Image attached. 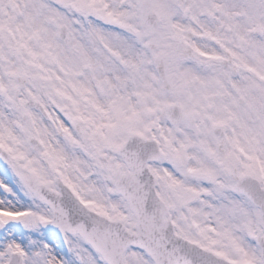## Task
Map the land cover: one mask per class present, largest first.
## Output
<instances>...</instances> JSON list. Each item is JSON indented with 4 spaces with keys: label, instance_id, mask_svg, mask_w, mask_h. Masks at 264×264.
<instances>
[{
    "label": "snow or ice",
    "instance_id": "obj_1",
    "mask_svg": "<svg viewBox=\"0 0 264 264\" xmlns=\"http://www.w3.org/2000/svg\"><path fill=\"white\" fill-rule=\"evenodd\" d=\"M0 264H264V0H0Z\"/></svg>",
    "mask_w": 264,
    "mask_h": 264
}]
</instances>
